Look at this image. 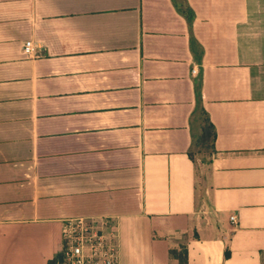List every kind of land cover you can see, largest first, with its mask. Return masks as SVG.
Here are the masks:
<instances>
[{"label":"crops","instance_id":"obj_1","mask_svg":"<svg viewBox=\"0 0 264 264\" xmlns=\"http://www.w3.org/2000/svg\"><path fill=\"white\" fill-rule=\"evenodd\" d=\"M76 216L121 264H264V0H0V264Z\"/></svg>","mask_w":264,"mask_h":264},{"label":"built area","instance_id":"obj_2","mask_svg":"<svg viewBox=\"0 0 264 264\" xmlns=\"http://www.w3.org/2000/svg\"><path fill=\"white\" fill-rule=\"evenodd\" d=\"M22 52L34 56L33 41H26ZM230 219L236 223L234 215ZM61 234L62 248L55 264H121L119 232L108 216L64 218Z\"/></svg>","mask_w":264,"mask_h":264},{"label":"trees","instance_id":"obj_3","mask_svg":"<svg viewBox=\"0 0 264 264\" xmlns=\"http://www.w3.org/2000/svg\"><path fill=\"white\" fill-rule=\"evenodd\" d=\"M188 20V25L192 29V20L194 19L193 15L186 16ZM200 134L194 140V151L190 153V157L194 159L195 153H208L211 154L214 149V142L216 139V130L214 125L210 122L209 117L207 116L204 120L201 121L200 125ZM228 252H226V257Z\"/></svg>","mask_w":264,"mask_h":264},{"label":"rangeland","instance_id":"obj_4","mask_svg":"<svg viewBox=\"0 0 264 264\" xmlns=\"http://www.w3.org/2000/svg\"><path fill=\"white\" fill-rule=\"evenodd\" d=\"M196 129V136L197 134H199V126ZM195 159H196V162H197V165H198V172L199 174H202L201 176H206L207 172H208V169L206 166H204L205 164H202V162L200 161L201 159H207L209 157L208 153H195ZM201 186H202V183H201ZM200 191H201V188L199 187Z\"/></svg>","mask_w":264,"mask_h":264}]
</instances>
